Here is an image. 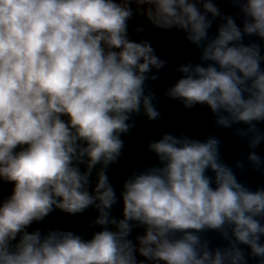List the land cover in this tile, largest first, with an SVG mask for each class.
I'll use <instances>...</instances> for the list:
<instances>
[{
	"label": "clouds",
	"instance_id": "1",
	"mask_svg": "<svg viewBox=\"0 0 264 264\" xmlns=\"http://www.w3.org/2000/svg\"><path fill=\"white\" fill-rule=\"evenodd\" d=\"M229 2L242 26L214 0H0V264H264V186L235 171H264V0ZM137 18L199 50L163 95L206 105L243 159L226 164L215 135L162 131L114 182L138 122L165 118L169 61ZM57 212L94 216L84 232L36 226Z\"/></svg>",
	"mask_w": 264,
	"mask_h": 264
},
{
	"label": "water",
	"instance_id": "2",
	"mask_svg": "<svg viewBox=\"0 0 264 264\" xmlns=\"http://www.w3.org/2000/svg\"><path fill=\"white\" fill-rule=\"evenodd\" d=\"M220 7L221 11L226 15H232L236 19V23L242 26L243 16L239 9L233 7L229 0H214ZM217 20L210 29V35H215L218 24ZM143 24L147 31L143 34V38L149 40L156 49L157 54L169 61L168 67L160 72V79L155 85V91L160 98V109L165 113V118L158 124H149L144 120H140L133 134L126 138L129 152L119 165L113 167L112 176L114 182H119L127 171L133 167H138L143 163L149 162L151 154L147 153L145 143L142 138L148 137L158 138L162 131L186 132L189 136L198 139H204L207 135L212 134L219 137L222 141L221 154L223 161L229 166L234 165L237 159H243L248 153L246 141L237 137L234 129H221L214 125V117L206 105H196L193 109L185 111L178 101H171L164 97L163 92L167 86L177 79L178 74L174 73V69L182 63L189 60L199 63L200 52L193 45L189 44L184 34L179 31H167L154 29L143 18H137L134 22ZM135 39V37H133ZM254 41L261 43L257 37H245L244 42ZM262 54H264V43L261 44ZM264 67V64H262ZM239 127H243L240 125ZM259 127L264 129V124ZM255 151L264 157V142L255 149ZM239 181L244 183L250 189L255 190L257 187L264 186V171H256L249 165L245 170H235ZM7 191L6 188L0 186V193ZM119 214V208L117 209ZM94 213L89 212L83 216L68 217L66 214L55 213L48 217L43 225L39 227L50 226L53 221H59L60 227L78 232L89 231L86 228L87 221L93 218ZM90 234V233H89ZM207 237L212 240L214 246L224 244V241L215 232H208ZM250 264H255L250 261Z\"/></svg>",
	"mask_w": 264,
	"mask_h": 264
}]
</instances>
